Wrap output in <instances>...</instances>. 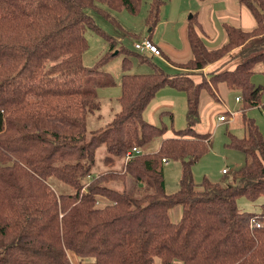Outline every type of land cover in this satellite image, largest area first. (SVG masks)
<instances>
[{
	"label": "trees",
	"instance_id": "trees-1",
	"mask_svg": "<svg viewBox=\"0 0 264 264\" xmlns=\"http://www.w3.org/2000/svg\"><path fill=\"white\" fill-rule=\"evenodd\" d=\"M144 2L0 0V264H264V211H244L237 203L241 196L264 197L260 125L243 114L244 137L231 135L230 144L246 155L232 181L198 186L192 174L212 139L195 129L203 90L214 96L224 83L240 93L242 112L264 107V86L253 81L258 66L264 75V0H240L256 26L246 31L227 24L228 40L217 48L206 45L191 16L192 57L173 62L176 73H123L119 111L106 127L89 131L88 116L103 105L98 89L116 81L99 69L101 60L83 64L85 30H100L87 9L110 16L99 3L137 13ZM166 2L148 0L151 29ZM236 47L245 56L256 52L231 70L210 73L209 80L195 79ZM123 68H130L126 59ZM164 86L186 93L187 126L146 152L167 129L144 116ZM101 147L113 167L133 147L141 152L121 171L101 174L93 171ZM164 159L183 162L173 193L165 191ZM100 196L107 203L97 204ZM175 206L181 208L178 221L169 213ZM255 217L261 227L251 225Z\"/></svg>",
	"mask_w": 264,
	"mask_h": 264
},
{
	"label": "rangeland",
	"instance_id": "rangeland-1",
	"mask_svg": "<svg viewBox=\"0 0 264 264\" xmlns=\"http://www.w3.org/2000/svg\"><path fill=\"white\" fill-rule=\"evenodd\" d=\"M190 1L191 0H180V6L174 0H167L160 13V21L153 29H151L152 26L148 25L147 20H145L148 12V0L143 3L137 13H130L127 10H112L99 3L98 5L106 10L110 16L94 8L87 9V13L93 17L94 22L101 31L92 27L85 30L88 47L84 52L83 64L88 67H94L98 61L101 60L102 64L99 69L109 72L116 81L112 86L98 89V94L103 105H101L99 111L88 116L87 126L89 131L106 127L115 113L119 111L120 105L118 104V98L121 95V77L123 73H151L154 72L156 68H162L168 73L178 72V68L173 65L175 61H171L172 65L165 61L167 56L164 57L157 44L153 42L159 48V54L148 51L155 55L149 56L145 52L147 50L137 49L135 43L141 42L145 38L152 41L151 37H153L155 41L161 42V47L166 51L168 56L173 59H175V56L179 55L185 47H188V51H190L189 53L192 56L185 31L190 16L195 15L197 18V14H195L194 11L190 12L186 9L189 7H197H193ZM217 7L222 9L223 7L228 8L231 6L226 3L225 5H217ZM198 10H200V7ZM167 19L169 22L165 23ZM204 27L209 34L202 33V38L208 46H213L212 44H218V46L223 44L220 38H217L212 23L207 25V28L206 26ZM240 51L241 47H236L227 52V54L220 59L225 61L219 62L216 67L212 68V71L219 72L231 70L244 61L246 59L245 57L253 55L256 52L252 51L245 56L244 53L241 54ZM137 53L142 56H138ZM189 58L191 57H184L182 61H188ZM125 59L130 64V68L127 71H124L123 68ZM261 69V66L255 69L253 81L256 84H260L261 80L264 82ZM214 93V96L209 95L216 101L221 102L219 108L222 109L221 114L224 113L226 118L223 120L219 119V114L215 113L211 123L209 116H207L205 121L200 112L201 128L204 130L203 132H210L212 134V139L209 150L192 165L193 179L198 186L204 183L205 180L222 184L232 181V175L235 173V170L245 164V153L241 149L230 144L231 135L244 137L245 128L243 127V114L253 118L256 123L260 125L261 130L264 128V107H252L242 112V101L236 100V96H240L238 91H229L227 93L228 97L224 96V99H219L216 95V91H214ZM170 100H173L174 104H172ZM262 102H264V94ZM186 113L187 100L184 91L177 90L170 86L160 88L153 101L150 102L145 110L144 116L152 124L163 125L167 129L161 136V139L157 138L145 151H155L158 145L162 143L163 138L176 136V130L184 129L187 126ZM196 127H199V123ZM105 153L106 150L104 147L97 150L93 171L101 174L109 173L112 170L121 171L124 165H120L122 163L126 164L128 159L124 157L122 158L123 161L121 164L120 162H116L114 167L108 166L105 163ZM182 165V160H170L169 162H165L163 175L165 179V191L167 193H173L179 190L183 170ZM223 169H226L228 173L223 172ZM90 176L92 175H89L88 178H90ZM127 182L128 186L132 185L130 178L127 179ZM117 183H120V185L123 184L122 181ZM107 201L105 196H100L99 202L96 203L100 205L101 203H107ZM237 203L239 208L244 211L247 210L249 212L258 213L264 211V197L250 200L245 196H241ZM169 213L173 221H178L181 216L180 206L173 207ZM93 261L94 259H87L84 263L88 264ZM75 262L77 261H74V264H76ZM156 262H159L158 258H156Z\"/></svg>",
	"mask_w": 264,
	"mask_h": 264
},
{
	"label": "crops",
	"instance_id": "crops-1",
	"mask_svg": "<svg viewBox=\"0 0 264 264\" xmlns=\"http://www.w3.org/2000/svg\"><path fill=\"white\" fill-rule=\"evenodd\" d=\"M174 1H176L180 5V3H179L180 0H174ZM190 2L193 5V7H197V8L189 7L186 10H188L190 12L194 11V13L197 14V19H198V22H199V31L198 32L201 35V37H202V33L203 34H209L205 30L204 26H206V28H207V25H209L210 23H212V25H213V28H214V30L216 32L217 38H220V41H222L223 44H225L227 42V40H228V34H227V31H226V28H225V26L227 24L228 25H233V26H236V27H239V28L241 27L242 30H246V31L252 30L256 26L257 22H256L255 17L253 16V13L251 12V10L246 5L242 4L240 2V0H191ZM226 3L228 5H230L231 7H228V8L223 7L222 9L217 7V5H221V4L225 5ZM199 7H200V10H198ZM190 18H191V16H190ZM168 22H169L168 19L165 20V23H168ZM184 30H183V32H184ZM185 32H186V36H187V42L189 44V40H188V25H187V28H186ZM151 39L161 49L164 57L167 56V59L166 58H164V59H166L165 61H167L171 65H172L171 61L185 62V61H182L184 59V57H192L190 55V53H189L190 51H188V47H185L184 49H182V51L179 53V55H176L175 56L176 58L173 59L170 56H168L166 51H164V49L161 47L162 46L161 42L155 41V39L153 37H151ZM223 44H221V45H223ZM212 45L213 46H208V45L207 46L209 48H217V47L221 46V45L218 46V44H212ZM190 49H191V47H190ZM145 52L149 56H155V55H153L152 53H150L148 51H145ZM191 52H192V50H191ZM223 61H225V60H219V61L207 66L206 68H204L202 70V72H201L202 74L195 75V79L197 81H199V80H201L202 78L205 77L206 79L209 80L210 73L217 72V71H212V68L216 67L219 62H223ZM258 85H263L264 86L263 80H261L260 84H258ZM229 91H231V90L228 89L226 84L221 83L219 85V87H218V90L216 91V95L219 97V99H224L225 97H228L227 93ZM200 98H201V113H202L201 115H203V120L206 121L207 116H209L210 122L212 123V119H213L215 113H218L219 115H221V110L222 109L219 108L220 105H221L220 104L221 102L220 101H216L205 90L202 91ZM170 101H172V104H174L173 100H170ZM200 123H199V127H196L195 129H197L200 132H203L204 130H202ZM262 132H263V135H264V128H262Z\"/></svg>",
	"mask_w": 264,
	"mask_h": 264
},
{
	"label": "built area",
	"instance_id": "built-area-1",
	"mask_svg": "<svg viewBox=\"0 0 264 264\" xmlns=\"http://www.w3.org/2000/svg\"><path fill=\"white\" fill-rule=\"evenodd\" d=\"M135 47L139 50H147V51H150V52H153V53H156V54H159V48L153 43V41H151L150 39L148 38H145L143 39L141 42H137L135 43ZM236 100L237 101H240L241 98L240 96H237L236 97ZM231 113V112H229ZM219 119H225L226 116H224V113L219 115ZM141 151L139 148L137 147H133V149L131 151L128 152L127 154V159L130 158V157H134L135 154H139ZM165 162H168V160L164 159ZM223 172H226L228 173V171L226 169H223ZM100 198V197H99ZM99 198L97 199V202H99ZM251 225L254 226V227H261L262 223L261 221L258 219V218H252L251 220Z\"/></svg>",
	"mask_w": 264,
	"mask_h": 264
}]
</instances>
